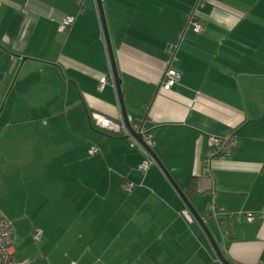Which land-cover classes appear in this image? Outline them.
Listing matches in <instances>:
<instances>
[{"label": "crops", "instance_id": "crops-1", "mask_svg": "<svg viewBox=\"0 0 264 264\" xmlns=\"http://www.w3.org/2000/svg\"><path fill=\"white\" fill-rule=\"evenodd\" d=\"M101 1L128 117L228 261L264 264V0ZM168 67L179 79L165 90ZM92 112L122 118L97 1L0 0V216L16 260L221 264L162 169L141 172L143 149ZM229 134L233 153L206 159Z\"/></svg>", "mask_w": 264, "mask_h": 264}, {"label": "built area", "instance_id": "built-area-1", "mask_svg": "<svg viewBox=\"0 0 264 264\" xmlns=\"http://www.w3.org/2000/svg\"><path fill=\"white\" fill-rule=\"evenodd\" d=\"M195 10V9H194ZM195 12L192 13V16L189 19L190 24L194 28V30L201 34L204 30L202 25L199 23L198 20L195 18ZM74 16L67 15L63 18V20L59 23L58 28L59 30L65 31L71 28L74 23ZM108 77L102 76L99 80V85L102 87L107 82ZM179 79V73L171 68L168 67L162 77L161 80V87L165 90L170 89ZM90 120L92 124L97 126L99 129L112 133V134H120L121 132H125L128 135V131L122 121V118H112L105 116L98 112H92L90 115ZM131 122V121H130ZM132 127L135 131L140 134L144 140V142L153 148L154 140L153 136L149 131V128L143 126L142 123H131ZM129 136V135H128ZM130 137V136H129ZM131 139V146L137 145L143 149L145 152L147 159L143 161L139 165V170L141 172L146 171L149 167L156 166L157 163L149 156L143 146H141L136 139L130 137ZM236 147V138L234 134H229L226 136H214L210 138V148L206 154V159L211 156H216L218 158H225L231 155ZM91 152H96V149H91ZM133 188V183L129 182L125 185V190L131 191ZM207 211L209 215L212 217H216V214L219 212H223V209L220 206L215 205L212 201L209 202L207 205ZM218 213V214H219ZM182 214L185 218L189 221L192 220V216L187 208L182 211ZM247 219H252L253 215L251 213L246 214ZM13 228L8 220L0 216V264H22L21 262L17 261L14 256V248H13V240H12ZM32 238L34 241H39L41 239V232L40 230H32Z\"/></svg>", "mask_w": 264, "mask_h": 264}, {"label": "water", "instance_id": "water-1", "mask_svg": "<svg viewBox=\"0 0 264 264\" xmlns=\"http://www.w3.org/2000/svg\"><path fill=\"white\" fill-rule=\"evenodd\" d=\"M97 1V5H98V10H99V15H100V19H101V23H102V27H103V33H104V37H105V41H106V45H107V49H108V54H109V58H110V63H111V67H112V81L113 84L116 88L117 94H118V98H119V104H120V108H121V112H122V121L128 131V135L130 137H133L134 139H136L138 141V143L144 147V149L146 150V152L149 154V156L151 158H153V160L157 163V165L162 169V171L167 175L168 179L171 180V182L174 184V186L176 187L175 183L172 181V177H170V175L168 174L166 168L163 166V164L159 161L154 149L150 146H148L142 136L140 134H138L135 129L132 127L131 122L129 120L128 117V113L127 110L125 108V104H124V100H123V96H122V89H121V78L118 75V71L116 68V64H115V60H114V56H113V52H112V48L109 42V36H108V32L106 29V22H105V18H104V12H103V8H102V1L101 0H96ZM178 193L180 194V196L183 198V200L186 202L189 210L192 212V214L195 216V218L197 219V221L201 224L203 232L206 236V238L209 240V243L213 249V251L215 252L216 256L218 257V259L220 260L221 263L223 264H233L230 261H228V259L225 257V255L222 252L221 246L220 244L215 240L214 236L212 235L210 229L207 226L206 220L203 219L200 214L198 213V211H196L193 206L191 205V203L189 202V200L185 197L183 191L176 187Z\"/></svg>", "mask_w": 264, "mask_h": 264}, {"label": "trees", "instance_id": "trees-1", "mask_svg": "<svg viewBox=\"0 0 264 264\" xmlns=\"http://www.w3.org/2000/svg\"><path fill=\"white\" fill-rule=\"evenodd\" d=\"M129 120H130V118H129ZM131 121V120H130ZM137 122H139V121H131V123H137ZM148 128V127H147ZM149 131H150V129H149ZM106 132V131H105ZM108 134H112V133H109V132H107ZM150 133H151V131H150ZM152 134V133H151ZM154 140V139H153ZM127 191V190H126ZM128 192H130V191H128ZM39 230V229H38ZM41 232V231H40ZM228 232L232 235V232H234L233 231V226H230V228H229V230H228ZM41 237H42V235H41ZM12 240H13V234H12ZM41 240V239H40ZM15 256V255H14ZM45 264H48V263H45Z\"/></svg>", "mask_w": 264, "mask_h": 264}, {"label": "rangeland", "instance_id": "rangeland-1", "mask_svg": "<svg viewBox=\"0 0 264 264\" xmlns=\"http://www.w3.org/2000/svg\"><path fill=\"white\" fill-rule=\"evenodd\" d=\"M104 76V75H103ZM100 80V79H99ZM207 210V209H206ZM208 212V211H207ZM209 214V213H208ZM210 217L211 218H214V217H212L211 215H210ZM210 244V243H209ZM211 246V245H210ZM212 248V247H211ZM214 254H215V252H214ZM215 256H216V254H215ZM217 257V256H216ZM217 259H218V257H217ZM219 260V259H218ZM219 262H220V260H219ZM221 263V262H220ZM221 264H223V263H221Z\"/></svg>", "mask_w": 264, "mask_h": 264}]
</instances>
